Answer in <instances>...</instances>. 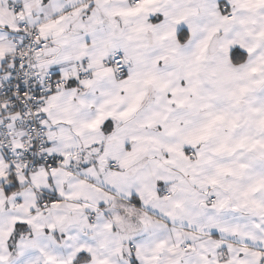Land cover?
I'll use <instances>...</instances> for the list:
<instances>
[{
	"label": "snow or ice",
	"instance_id": "obj_1",
	"mask_svg": "<svg viewBox=\"0 0 264 264\" xmlns=\"http://www.w3.org/2000/svg\"><path fill=\"white\" fill-rule=\"evenodd\" d=\"M0 264H264V0H0Z\"/></svg>",
	"mask_w": 264,
	"mask_h": 264
}]
</instances>
